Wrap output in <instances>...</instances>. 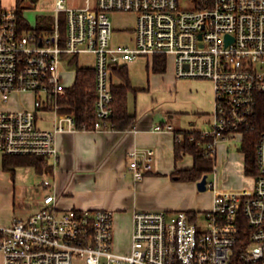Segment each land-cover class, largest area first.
<instances>
[{"label":"built area","instance_id":"1","mask_svg":"<svg viewBox=\"0 0 264 264\" xmlns=\"http://www.w3.org/2000/svg\"><path fill=\"white\" fill-rule=\"evenodd\" d=\"M54 0L47 30L20 26L16 9L0 6V102L31 94V108L0 109V153L58 161L55 135L79 130L73 115L58 112L65 96L61 58L93 56L96 104L93 130L112 114L113 66L157 55L172 57L181 79L210 81L213 122L201 131L207 155L221 140H241L255 126L257 98L264 94V0H86L72 7ZM65 15L62 33L60 14ZM135 15L128 40L114 43L110 17ZM54 115L52 129L39 127V112ZM156 131H171L157 125ZM128 170L142 181L153 152L127 153ZM257 174L251 190L226 193L207 181L213 201L204 211H135L130 251L112 248L113 212L62 210L52 192L36 209L0 223L2 264H264V133L256 145ZM51 181L46 179V190Z\"/></svg>","mask_w":264,"mask_h":264},{"label":"crops","instance_id":"2","mask_svg":"<svg viewBox=\"0 0 264 264\" xmlns=\"http://www.w3.org/2000/svg\"><path fill=\"white\" fill-rule=\"evenodd\" d=\"M131 33L132 29L129 32H114L113 42L124 43ZM91 57L93 61V56ZM168 59L169 57H166V71L163 74L152 71L153 59L140 58L126 64L132 87L136 91L128 94V113L136 118L134 128L122 132L77 130L57 133L55 143L58 161L53 166L52 161L47 160L48 164L53 166V171L51 175H42L44 180L51 181V186L46 190L44 188L42 191L39 188L35 190L40 192V195L47 191L52 192L56 196L57 206L62 210L112 211L113 216L114 214L116 216L112 248L117 249L119 242H124L125 250L119 252L122 254L128 253L131 248L132 217L135 211H200L188 210L189 206L184 202L175 203L166 208L149 203L150 196L177 195L181 189L182 195H194L197 182H179L171 176L175 169L190 168L183 166L185 157L190 155L184 156L178 162L175 161L174 131L207 130L214 111L212 83L201 79L178 80L174 59H171L173 68H169ZM150 74L157 78H165L171 74L175 88L172 89V85L166 86L170 95L174 92L176 96L187 95L188 99L180 98L179 102L171 101L167 104L169 107L164 106L155 112L152 110L151 103H147L148 96L152 97L156 91L151 85ZM120 83L121 81L114 75L113 84ZM151 100L153 102V98ZM48 115L52 118H46ZM39 117H41L39 122L46 120L49 124L44 129L53 128L55 117L49 110H41ZM157 125L171 126L172 130L156 131ZM133 149H149L153 152L152 169L146 173L142 181H134L128 170L127 153ZM40 185L42 186V182ZM40 199L32 204L37 207ZM31 207L27 205L25 208H20L23 216L33 212ZM14 210L15 208H12V213L9 219H6L5 225L9 224L15 216Z\"/></svg>","mask_w":264,"mask_h":264},{"label":"rangeland","instance_id":"3","mask_svg":"<svg viewBox=\"0 0 264 264\" xmlns=\"http://www.w3.org/2000/svg\"><path fill=\"white\" fill-rule=\"evenodd\" d=\"M86 0H69L68 5L72 7H84ZM0 6L5 9H17L22 13V17L27 22L30 28H35L37 23L44 25L46 23L48 28H51L54 24V16L51 14V10L54 6V0H21L17 7L16 0H0ZM60 26L63 34L66 33V21L65 15L60 14ZM113 28L116 33H121L123 31H130L135 26V15L128 13H115L110 17ZM172 58L168 59L169 68L172 67ZM93 65L92 57L90 55L82 54L78 56L76 62H73V56L67 55L61 58V68H62V83L65 87L72 86L75 77V70L77 67H90ZM92 67V66H91ZM173 68V67H172ZM151 75V74H150ZM178 80H183L178 78ZM150 81L152 87L156 90L152 97L148 96L147 103H151L155 112L159 111L160 108L166 106L169 102H179L180 98L188 99L187 95L184 97L170 95L169 90H167V85H172V89L175 88L172 83L173 79L171 74L168 77L157 78V76L151 75ZM176 90V89H175ZM153 98V102L151 100ZM181 100V99H180ZM32 106V95L31 94H13L10 95L9 102L1 103L0 109L6 108H31ZM46 118H52L48 115ZM213 122V115L211 118L210 126L211 128ZM39 127L45 128L49 124L44 121L39 122ZM216 161L215 170L207 175V181L210 183H215L216 188L222 192L226 193H238L243 190H251L254 186L255 179L253 176H248L244 173V160L243 154L240 151V139L229 138L221 140L217 144L216 151ZM3 155L0 153V223H6V219H9L12 213V208H15V216L22 217V210L20 208H25L27 205H31L32 211L36 209L34 202L38 201L42 195L40 192H36V188L41 191L43 187L40 185L44 181L42 175L36 174L30 167H21L15 170L14 175L11 171H6L3 169ZM192 159L190 156L185 157L183 166L191 167ZM183 182V181H179ZM40 185V186H38ZM196 188V195L194 193L190 195H182L183 190L178 191L177 195H156L155 197L150 196V205L164 206L160 208H166V206H171L175 203L184 202L189 207L188 210H200L204 211L211 207L213 201V190L208 188L205 192H200ZM45 190V189H44ZM136 197V195H135ZM157 211H168V210H157ZM175 211H185V210H175ZM116 221V216H113V229ZM128 224V223H127ZM116 242V241H115ZM116 246L117 249H113L115 252L119 253L125 250L124 242H119ZM0 264L2 260L0 257ZM75 264H83L81 261H76Z\"/></svg>","mask_w":264,"mask_h":264},{"label":"trees","instance_id":"4","mask_svg":"<svg viewBox=\"0 0 264 264\" xmlns=\"http://www.w3.org/2000/svg\"><path fill=\"white\" fill-rule=\"evenodd\" d=\"M21 0H16L17 7ZM16 14L20 26L30 29L18 8ZM37 29L47 30L46 25L37 23ZM63 33V31H62ZM73 62H76L74 60ZM113 74L121 81L119 85L112 86L113 102L111 117L104 124V130L129 131L136 124L134 115L128 113V94L136 92L131 84L126 66H113ZM152 71L163 74L166 71V57L157 55L153 58ZM95 71L90 68L77 67L72 86L66 89L65 96L57 99L60 114L73 115L79 130H93L95 123L96 104ZM264 133V94L257 98V113L255 126L251 131L245 132L240 142V151L243 154L244 173L248 176L257 174L256 145ZM174 158L178 162L184 156L192 157V166L188 169H175L171 176L177 181L197 182L204 175L215 170L216 154L207 155L206 144L208 139L202 137L199 131H174ZM3 169L11 171L14 175L19 167H30L39 175H51L53 166L49 165L46 158L38 156H4Z\"/></svg>","mask_w":264,"mask_h":264},{"label":"water","instance_id":"5","mask_svg":"<svg viewBox=\"0 0 264 264\" xmlns=\"http://www.w3.org/2000/svg\"><path fill=\"white\" fill-rule=\"evenodd\" d=\"M36 1V0H32ZM207 175H204L199 181H197L196 186L198 191L205 192L207 190Z\"/></svg>","mask_w":264,"mask_h":264}]
</instances>
